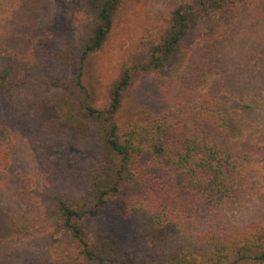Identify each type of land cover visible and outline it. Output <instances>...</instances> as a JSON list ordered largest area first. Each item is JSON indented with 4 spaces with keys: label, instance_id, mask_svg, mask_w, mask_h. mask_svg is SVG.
<instances>
[{
    "label": "trees",
    "instance_id": "obj_1",
    "mask_svg": "<svg viewBox=\"0 0 264 264\" xmlns=\"http://www.w3.org/2000/svg\"><path fill=\"white\" fill-rule=\"evenodd\" d=\"M33 1L2 2L27 22L0 46V98L44 145L93 137L97 156L86 190H31L26 219L11 221L18 236L0 238V264H15L33 227L32 264H264V128L234 133L220 114L228 102L249 108L264 96V0H173L162 29L123 53L102 106L85 69L127 0H60L78 17L71 37L35 35ZM151 71L165 73L164 111L122 128L127 93ZM13 145L0 136V188ZM104 212L136 219L149 248L123 250L92 224ZM60 229L69 236L63 253Z\"/></svg>",
    "mask_w": 264,
    "mask_h": 264
},
{
    "label": "rangeland",
    "instance_id": "obj_2",
    "mask_svg": "<svg viewBox=\"0 0 264 264\" xmlns=\"http://www.w3.org/2000/svg\"><path fill=\"white\" fill-rule=\"evenodd\" d=\"M172 1L127 0L111 41L93 55L85 69V82L93 92L97 105L102 106L105 103L108 85L116 75L117 64L123 53L142 35L162 29ZM2 2L0 0V46L12 42L27 22L20 23L12 3L9 5ZM31 8L28 23L36 24L35 35L43 33L71 37L78 33L77 15L60 0H34ZM164 75L165 73L151 71L138 85L130 89L119 113V124L122 128L139 119L144 111H164L160 91L161 83L165 80ZM220 114L224 128L231 132L263 129L264 96L256 99L249 108H242L234 101L228 102L220 108ZM2 135L11 136L14 145L10 150L8 181L0 188V238L17 237L18 234L12 230L11 221L26 219L25 216L31 209V190L45 182L86 190L97 149L93 137L78 142L60 141L44 145L28 122L8 115L6 105L0 98V136ZM91 222L113 234L122 249L134 255L142 253L150 246L141 236V226L134 218L112 217L104 212ZM37 230L33 227L29 233L21 236L22 249L15 264H32L33 250L37 246ZM55 238L58 250L65 252L68 231L58 230Z\"/></svg>",
    "mask_w": 264,
    "mask_h": 264
}]
</instances>
